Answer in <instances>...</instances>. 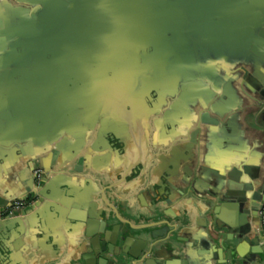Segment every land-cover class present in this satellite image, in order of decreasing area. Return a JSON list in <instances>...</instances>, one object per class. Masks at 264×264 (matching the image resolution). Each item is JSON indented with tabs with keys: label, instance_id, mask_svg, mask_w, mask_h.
<instances>
[{
	"label": "crops",
	"instance_id": "obj_1",
	"mask_svg": "<svg viewBox=\"0 0 264 264\" xmlns=\"http://www.w3.org/2000/svg\"><path fill=\"white\" fill-rule=\"evenodd\" d=\"M114 1L0 0L1 261L264 264V0Z\"/></svg>",
	"mask_w": 264,
	"mask_h": 264
},
{
	"label": "water",
	"instance_id": "obj_2",
	"mask_svg": "<svg viewBox=\"0 0 264 264\" xmlns=\"http://www.w3.org/2000/svg\"><path fill=\"white\" fill-rule=\"evenodd\" d=\"M84 1H89L88 2L89 4H86L85 6L82 7V8L87 9V10H83V11L86 12L85 15L87 16L89 21L94 20L96 13L99 12V10L97 9L96 6H98L100 3H104V2L114 3L115 2L114 0H82V2H84ZM126 1H129V0H126ZM132 1L134 2L133 7H135V6L137 7V13H135V11H133V16H135L136 18L141 16L138 13L139 11L147 10V11L154 13V14H157V15H160L162 12L160 9H158L160 4L162 3V0H132ZM83 4L84 3H82V5ZM87 5H89V6H87ZM141 18L144 19L145 17L143 16ZM111 19L117 20L113 17ZM37 206L38 205L34 204L31 206L30 209H34ZM25 213L26 212H23V215ZM6 224H7L6 222H4V224H2L1 230L4 229V226ZM2 234L4 235L3 232H2ZM4 238H6V236ZM126 240H127V237L125 235H121L119 237L118 243L116 242L114 245L115 248L113 247L114 249L108 251L109 255L111 256V259H106L105 257H98L97 256L96 257L97 263L102 264L103 262H105V264H127L126 263L127 257H131L134 260V262L132 264H149V262L151 260L150 256L152 254L151 251L153 250L154 244H151V245L149 244L148 245L149 247L145 251L144 254H143V250H144L145 246L139 254H136V253L134 254V253L126 252V250H125ZM142 243H146V241H142ZM107 248H108V245H106V249ZM173 249L176 251L178 249V247L174 245ZM12 250L13 249L11 248L9 243H7L4 240L0 241V256L3 254H8L9 251H12ZM105 250L103 249V251H105ZM89 252H91V251H89ZM10 258H11V255L9 254L8 259H10ZM84 258H85V256H84ZM9 263L10 262L5 261V260L1 261V257H0V264H9Z\"/></svg>",
	"mask_w": 264,
	"mask_h": 264
},
{
	"label": "flooded vegetation",
	"instance_id": "obj_3",
	"mask_svg": "<svg viewBox=\"0 0 264 264\" xmlns=\"http://www.w3.org/2000/svg\"><path fill=\"white\" fill-rule=\"evenodd\" d=\"M36 169H33V186L29 190V192L26 194V196L21 199L20 206L17 208L15 206H12L11 208H8L6 210L0 209V220L7 219L9 217H19L23 214V212H26L28 208H30L32 205H40V202L42 200V197L40 195L41 188L43 186L44 179L46 177H51L53 175H56L57 171L51 170V171H42L40 170V178H36L35 176ZM25 215V214H24ZM258 221L260 222V217L258 215Z\"/></svg>",
	"mask_w": 264,
	"mask_h": 264
},
{
	"label": "built area",
	"instance_id": "obj_4",
	"mask_svg": "<svg viewBox=\"0 0 264 264\" xmlns=\"http://www.w3.org/2000/svg\"><path fill=\"white\" fill-rule=\"evenodd\" d=\"M40 174H41L40 170L35 171L36 178H40ZM20 203H21V201L17 200V201H15L13 206H15L17 208L18 206H20ZM258 215L260 217V225H261L262 233L264 235V202L262 203V205L260 206V208L258 210Z\"/></svg>",
	"mask_w": 264,
	"mask_h": 264
}]
</instances>
